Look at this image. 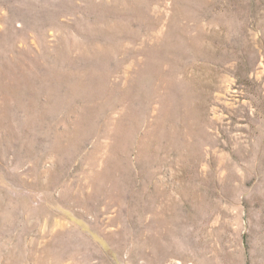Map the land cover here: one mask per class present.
<instances>
[{
  "label": "rangeland",
  "instance_id": "1",
  "mask_svg": "<svg viewBox=\"0 0 264 264\" xmlns=\"http://www.w3.org/2000/svg\"><path fill=\"white\" fill-rule=\"evenodd\" d=\"M264 264V0H0V264Z\"/></svg>",
  "mask_w": 264,
  "mask_h": 264
},
{
  "label": "built area",
  "instance_id": "2",
  "mask_svg": "<svg viewBox=\"0 0 264 264\" xmlns=\"http://www.w3.org/2000/svg\"><path fill=\"white\" fill-rule=\"evenodd\" d=\"M179 264V263H178Z\"/></svg>",
  "mask_w": 264,
  "mask_h": 264
}]
</instances>
